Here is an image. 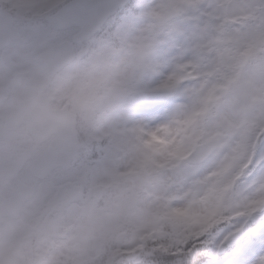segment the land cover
<instances>
[{"label":"rangeland","instance_id":"1","mask_svg":"<svg viewBox=\"0 0 264 264\" xmlns=\"http://www.w3.org/2000/svg\"><path fill=\"white\" fill-rule=\"evenodd\" d=\"M56 1L9 0L8 4L16 7V17L31 20L34 17L27 15L28 11ZM173 2L162 0L160 7L146 14L144 23L87 43L86 50L90 48L94 54L87 59L88 69L86 59L74 65L83 84L75 92L76 101L81 100L75 107L81 106L92 137L104 138V155L77 161L69 172L40 184L37 197L12 225V231L0 230V264H68L69 258L87 264V257L97 255L102 248L106 232L123 248L122 264H140L149 252L142 248V241L155 232L163 218L171 221L174 232H183L179 237L182 241L206 231L204 224L218 213L228 211L234 216L264 205V181L243 196L233 187L238 175L235 170L246 163L242 161L248 150L249 127L264 131V62L244 64L251 70L234 72L220 82L212 74L193 72L189 67L199 60L197 51L187 59L178 56L163 71L156 53L159 18L165 5ZM22 34L25 42L4 54L32 56L38 61L47 45H34ZM253 41L259 44L264 38L253 33L246 43ZM18 61L26 63L25 58ZM5 72L0 66V75ZM186 80L193 83L180 88ZM67 82L55 81L61 93L69 88ZM95 88L105 93L87 101V94ZM176 91L182 99L154 124L129 114L134 96ZM221 93L225 98L215 115L203 122L198 115L211 110L213 94ZM185 123L189 129L184 128ZM183 128L186 137L180 133ZM188 137L200 138L199 142L219 138V146L210 156L215 159L208 163L209 157L198 165L185 163V156H179L176 149L187 148ZM32 240L39 259L35 262L30 256L27 259ZM131 252L138 256L126 260Z\"/></svg>","mask_w":264,"mask_h":264},{"label":"snow or ice","instance_id":"2","mask_svg":"<svg viewBox=\"0 0 264 264\" xmlns=\"http://www.w3.org/2000/svg\"><path fill=\"white\" fill-rule=\"evenodd\" d=\"M162 0H58L31 20L0 18V30L23 32L34 45L58 41L71 48L113 31L139 25ZM160 25L157 57L163 71L178 56L199 51L193 72L212 74L220 82L240 71L239 53L253 33L264 38V0H174ZM264 62V46L259 52ZM193 81L186 80L180 88ZM182 97L176 92H145L129 102V114L148 124L164 119ZM264 123V121H261ZM244 167L237 168L233 187L243 196L264 181V131L250 126ZM215 156L209 158L211 163ZM247 203V201H245ZM147 247V246H146ZM140 264H264V205L230 216L208 230L183 239L173 249L152 250Z\"/></svg>","mask_w":264,"mask_h":264},{"label":"flooded vegetation","instance_id":"3","mask_svg":"<svg viewBox=\"0 0 264 264\" xmlns=\"http://www.w3.org/2000/svg\"><path fill=\"white\" fill-rule=\"evenodd\" d=\"M8 98V96H7ZM16 110V109H15ZM14 110V111H15ZM23 126L13 131H6L4 128V117L0 118V202L9 194L16 179H8L4 176V170L12 164L14 158L19 154V131L23 130ZM52 135L49 137L52 139ZM48 141L44 142V146L48 145ZM3 152L5 155L3 156ZM28 164H25L27 166ZM18 173V178L28 177V168L25 167ZM8 219V217H6Z\"/></svg>","mask_w":264,"mask_h":264},{"label":"water","instance_id":"4","mask_svg":"<svg viewBox=\"0 0 264 264\" xmlns=\"http://www.w3.org/2000/svg\"><path fill=\"white\" fill-rule=\"evenodd\" d=\"M164 18L166 19V16ZM15 36L18 37L16 30H14V33L12 31L9 33H7L6 31L0 32V43H1L0 46L4 45L5 43H7V41L10 38L12 39ZM33 117L37 119V121H41L40 116L33 115ZM62 117L63 116H61V118ZM46 126L48 128L55 126L56 129L60 130V135H59L60 143H58V146L56 147L61 148V152L66 153L67 159H70L72 154L75 153L76 147L78 146V144L77 145L74 144L73 140L70 137L73 136L74 120L72 119L69 124H64L62 123V120H60V122H58L57 124L46 125ZM63 129H65L66 132L62 133ZM215 144H216L215 142H209L199 145L196 148V150L188 157V161H195V162L201 161L211 151V149L215 146ZM47 155L48 154H44L39 159L40 161L37 164L39 168H43L46 166V163L48 162Z\"/></svg>","mask_w":264,"mask_h":264},{"label":"bare ground","instance_id":"5","mask_svg":"<svg viewBox=\"0 0 264 264\" xmlns=\"http://www.w3.org/2000/svg\"><path fill=\"white\" fill-rule=\"evenodd\" d=\"M56 151L57 150H54V151H49L51 154H56Z\"/></svg>","mask_w":264,"mask_h":264}]
</instances>
